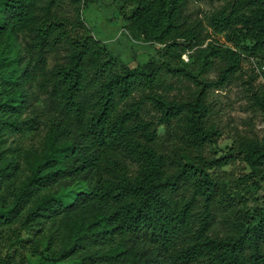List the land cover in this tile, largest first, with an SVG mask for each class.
Listing matches in <instances>:
<instances>
[{
	"label": "trees",
	"instance_id": "obj_1",
	"mask_svg": "<svg viewBox=\"0 0 264 264\" xmlns=\"http://www.w3.org/2000/svg\"><path fill=\"white\" fill-rule=\"evenodd\" d=\"M188 1L122 0L130 34L163 44L129 66L86 0H0V264H264V204L247 207L218 173L231 156L206 151L221 133L209 91L244 55L264 60V0H219L207 22ZM232 149L261 187L264 129Z\"/></svg>",
	"mask_w": 264,
	"mask_h": 264
},
{
	"label": "rangeland",
	"instance_id": "obj_2",
	"mask_svg": "<svg viewBox=\"0 0 264 264\" xmlns=\"http://www.w3.org/2000/svg\"><path fill=\"white\" fill-rule=\"evenodd\" d=\"M220 4L219 0H189L187 12L192 17L203 18L207 22L206 16ZM121 5L122 0H96L95 2L86 0L82 12L94 35L102 40L111 53L123 63L136 66L149 59H159L163 44L134 38L126 28L127 21ZM126 10L129 15L131 9L127 7ZM206 29L211 32L212 38L230 43L225 33L215 32L207 24ZM184 57H188V54H184ZM251 74H258L254 83L264 82V60L246 54L234 81L222 87H213L209 91V100L214 110L212 118L219 124L221 133L216 142H211L206 147L210 155L231 156L232 161L218 173L228 177L227 182L233 190L248 196L246 205L250 208L256 203L264 204V181L261 182L262 185L259 188L248 187L256 177L251 173V168L238 151L232 148L236 144L237 131L258 134L264 129V117L261 111H258V106L254 105L250 96L249 84L246 81ZM210 76L214 77L215 72H212ZM159 131L163 133L165 127L160 126ZM23 140L25 144L38 143V139L32 137L31 134L25 136ZM73 185L75 188L82 187L80 184L74 183ZM26 264H50V262L28 252Z\"/></svg>",
	"mask_w": 264,
	"mask_h": 264
}]
</instances>
